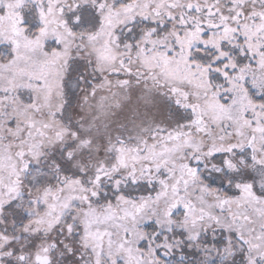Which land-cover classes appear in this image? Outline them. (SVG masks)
Instances as JSON below:
<instances>
[{
	"label": "snow or ice",
	"instance_id": "1",
	"mask_svg": "<svg viewBox=\"0 0 264 264\" xmlns=\"http://www.w3.org/2000/svg\"><path fill=\"white\" fill-rule=\"evenodd\" d=\"M0 264H264V0H0Z\"/></svg>",
	"mask_w": 264,
	"mask_h": 264
}]
</instances>
